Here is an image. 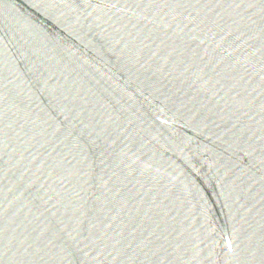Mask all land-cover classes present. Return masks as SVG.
I'll use <instances>...</instances> for the list:
<instances>
[{"label":"water","instance_id":"obj_1","mask_svg":"<svg viewBox=\"0 0 264 264\" xmlns=\"http://www.w3.org/2000/svg\"><path fill=\"white\" fill-rule=\"evenodd\" d=\"M0 264H264V0H0Z\"/></svg>","mask_w":264,"mask_h":264}]
</instances>
